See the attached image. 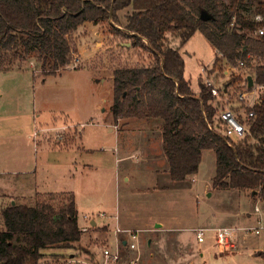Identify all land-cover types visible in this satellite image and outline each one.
Here are the masks:
<instances>
[{"label":"rangeland","instance_id":"1","mask_svg":"<svg viewBox=\"0 0 264 264\" xmlns=\"http://www.w3.org/2000/svg\"><path fill=\"white\" fill-rule=\"evenodd\" d=\"M245 1L243 13L251 16L254 4ZM112 24L89 22L70 33L67 38L72 48L71 62L56 73L42 75L31 58L22 62L20 69L24 70L0 71V212L12 201L33 204L36 193L73 192L78 224L86 230L75 250H44L46 255L40 264L102 262L103 248L116 250V217L129 221L126 225L121 219L123 226L141 228L137 229L140 232L134 240L135 250L118 242L119 259L134 260L138 255L136 264H264V255L257 250L264 248L261 193L257 194L261 201L254 202L256 199L253 201L246 193L215 188L212 149L202 150L195 174L175 182L170 177H160L155 182L138 142L144 133L123 127L124 120L118 122L117 128L114 125L110 111L111 73L118 67L141 65L147 59L145 52L131 45L125 47L123 43L129 40L111 34ZM168 37L170 46L179 47V38L173 34ZM179 53L184 60V77L195 92L207 77L221 88L235 74L224 59L213 64L217 52L200 31L179 47ZM223 69L228 72L224 74ZM250 71L245 68L240 72L249 75ZM231 84L217 105L238 111L237 95L245 88L241 89L238 82ZM245 99L251 101L250 93ZM240 112L238 116L244 121V110ZM151 123L147 130L152 132L154 146L160 152V124ZM12 145L16 154L29 161L10 164ZM13 167L26 175L9 174ZM54 194L59 197L61 193ZM255 203L260 208L258 214L254 212ZM91 219L100 226L109 223V230L92 228ZM159 221L163 226H155ZM247 225L263 229L259 235L241 236L240 251L228 255H219L210 239L199 245L194 232L198 227ZM150 251H159L158 258L150 256ZM163 254L165 261L160 258ZM104 262L112 261L104 258Z\"/></svg>","mask_w":264,"mask_h":264},{"label":"trees","instance_id":"2","mask_svg":"<svg viewBox=\"0 0 264 264\" xmlns=\"http://www.w3.org/2000/svg\"><path fill=\"white\" fill-rule=\"evenodd\" d=\"M250 1L251 16L243 13L245 0H0V70L20 69L31 58L42 75L56 73L71 62L70 33L85 22L112 21L110 33L129 40L147 59L112 71L113 123L124 120L123 127L133 128L141 121H158L172 180L195 174L202 150L212 149L215 188L264 196V92L257 104L246 107L254 112L247 119L246 135L231 142L216 122L210 90L203 86L193 92L179 53V47L200 31L217 52L214 64L224 59L234 65L248 52L261 57L249 75L264 86V34H255L264 26V0ZM202 10L211 18L201 20ZM256 15L262 19L256 20ZM169 34L179 38V47L170 46ZM242 81V76H233L227 85ZM60 193H36L31 205H4L0 264H40L44 250L77 248L82 230L74 194Z\"/></svg>","mask_w":264,"mask_h":264},{"label":"built area","instance_id":"3","mask_svg":"<svg viewBox=\"0 0 264 264\" xmlns=\"http://www.w3.org/2000/svg\"><path fill=\"white\" fill-rule=\"evenodd\" d=\"M256 20H261L260 15L255 16ZM256 35L264 34V26L258 27L255 30ZM248 60V61H247ZM261 57L253 56L251 53L246 54V59H240L236 64H230V71H233L234 76H242L243 81L241 82L242 88H245V91H240L237 95L238 100V109L244 110L245 120L254 116L253 110L246 111V107H252L257 104L259 101L252 100L248 102L245 99V96L250 93L253 94L255 88L261 87L260 85H254L251 88L247 86L246 73L243 75L240 71L245 68H250L253 70L257 65H259ZM248 62V63H247ZM228 72V71H227ZM254 80V79H253ZM204 86L207 87L213 97L212 104L216 108V122L219 125L221 133L231 142L240 141L247 133V124L240 120L238 114L241 112L234 111L230 108H218V100L220 99L221 94L227 95L226 86L219 88L214 84L212 79L206 78L204 81ZM264 87V86H263ZM257 210V208H255ZM263 227L260 225H247V226H224V227H198L194 229L196 240L198 243L204 242L206 239H210L213 242L216 252L219 255H228L234 254L240 251L239 239L241 236L248 235H259ZM116 233H125L129 236V241L125 240V245L130 249H135V239L139 233L137 229H121L117 228ZM117 242H122V240H117ZM102 255L105 259L115 262L119 259V250L118 245L114 252H111L109 248H103Z\"/></svg>","mask_w":264,"mask_h":264},{"label":"crops","instance_id":"4","mask_svg":"<svg viewBox=\"0 0 264 264\" xmlns=\"http://www.w3.org/2000/svg\"><path fill=\"white\" fill-rule=\"evenodd\" d=\"M89 24V22H85L83 23L82 25H80L77 29H79L80 27H83V26H87ZM121 44V43H120ZM125 45V47H128L130 45V43H123ZM217 55V54H216ZM215 55V56H216ZM223 61V60H222ZM220 62V61H218ZM214 64V63H213ZM26 68H23V69H18V70H24ZM12 70V69H11ZM11 70H7V71H3V72H9ZM1 71V70H0ZM228 70L226 69H223V73L225 74ZM33 76H35V73L33 72L32 73ZM204 86L203 83L200 84V90L201 88ZM226 88L228 91H230L229 89L231 87H229V85H227V83L225 84ZM231 86V85H230ZM193 90V89H192ZM199 90V91H200ZM193 92L195 94L199 93V92H195L193 90ZM264 92V87L261 86L259 88H255L254 90V93L253 94H250L251 95V101L252 100H256V101H260V98H261V95L263 94ZM260 93V95H259ZM250 101V102H251ZM237 105L239 106L238 102H237ZM239 111H241V109H239ZM123 123V122H122ZM151 120H145V121H141L139 123H135L134 125V130H138V132L140 133H144L143 137H139L138 139V142H139V146L141 147V149L143 150V156H145V159H146V165H147V170L148 172L150 173V176H151V180H155V182H159V178L160 177H170L169 176V172H168V163H167V160H166V155H165V152L163 150V147H162V139L160 137V145H161V150L160 152L156 150L155 146H154V141H153V136H152V132L147 130V129H150L151 127ZM115 125V124H114ZM116 128L118 126L115 125ZM138 138V137H137ZM14 145H12V147H9L10 150H12L13 152V155L9 156L8 157V162H10V164H13L15 165L16 164V161L18 163H23V159H25L24 162L26 161H29L27 160L26 158H23L22 155H18V152L16 154V151H15V148L13 147ZM20 153V152H19ZM6 171H3L2 173H5ZM1 173V172H0ZM9 174H12V175H23L24 173L22 172H19L17 168H11L10 171H9ZM26 175V174H24ZM125 180L128 179L127 176L124 177ZM170 179V178H169ZM172 180V179H171ZM173 182H175L176 180H172ZM237 190V191H240V192H243V193H246L247 195H250V197H252L253 201H254V198L256 199L254 202H256L257 200H260L257 196L258 194V191H249V190H238V189H234V188H228V190ZM49 192H52V193H58V192H70V193H73L71 191H67V190H63V191H49ZM49 192H46V193H49ZM74 201H75V197H74ZM261 201V200H260ZM75 206H76V203H75ZM254 212L255 214H258L260 212V208L258 207V205L255 203L254 204ZM255 208H257V210H255ZM77 209V207H76ZM78 211V210H77ZM134 217V220L138 221L137 219V216H133ZM121 219L124 220V218H120V217H116L115 218V227H114V236H115V242H116V247L118 245V242L117 240H122V242H120L122 244V246L130 249L128 246L125 245V240L126 241H129V236L125 233H116V229L117 228H121V229H141V228H131V227H127V226H123V224H121ZM125 221V220H124ZM77 222H78V217H77ZM129 221H125L126 225L128 224ZM103 225L100 226V225H97V222L95 219H91V227L92 228H96V229H100L102 227H106L105 231H108L109 230V223L105 224V223H102ZM164 223H162V221L160 222L159 221V224L156 223L155 226H163ZM79 226V224H78ZM80 227V226H79ZM80 229L83 231V230H86L85 228H81ZM168 230H173V229H165V231H168ZM141 231V230H140ZM139 231V232H140ZM121 237V238H120ZM179 243H181L180 239H176ZM199 244V243H198ZM200 245V244H199ZM119 248V247H118ZM90 251L91 249L88 248ZM125 249V248H124ZM136 249V248H135ZM135 249H130V250H135ZM204 250V249H203ZM258 251H264V248H257ZM159 251L155 252V251H150V256H152L154 259H157L158 257L156 256V253H158ZM165 253V252H164ZM95 254V253H94ZM160 254V253H159ZM200 254L203 255V252H201L200 250ZM160 258L162 259V261H165L166 260V256H163ZM82 260V259H81ZM72 261V258L69 260V262ZM138 261V255L134 258V260L132 259H129L128 261L124 260L123 258L115 261V262H104V258H103V261L102 262H99L98 264H136V262ZM83 264H90L89 262H87L86 260L85 261H82ZM189 264H191L189 262Z\"/></svg>","mask_w":264,"mask_h":264},{"label":"water","instance_id":"5","mask_svg":"<svg viewBox=\"0 0 264 264\" xmlns=\"http://www.w3.org/2000/svg\"><path fill=\"white\" fill-rule=\"evenodd\" d=\"M199 17H200L201 20L206 21V20H208V19L211 18V15L207 11L202 10L200 12V16ZM246 79H247V86H248V88H251L254 85L253 77L251 75H247L246 76ZM11 203L13 204L14 201H12Z\"/></svg>","mask_w":264,"mask_h":264}]
</instances>
